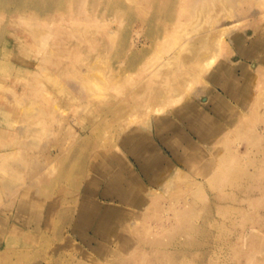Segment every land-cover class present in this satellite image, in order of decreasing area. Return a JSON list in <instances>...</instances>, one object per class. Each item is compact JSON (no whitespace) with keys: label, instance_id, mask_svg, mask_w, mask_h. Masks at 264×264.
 Returning a JSON list of instances; mask_svg holds the SVG:
<instances>
[{"label":"rangeland","instance_id":"374dc122","mask_svg":"<svg viewBox=\"0 0 264 264\" xmlns=\"http://www.w3.org/2000/svg\"><path fill=\"white\" fill-rule=\"evenodd\" d=\"M157 1L125 0L124 2V0H119L121 4L114 5L110 0H102L98 4H92V0H86V5L88 6L85 7L94 12V22H97L88 28L89 30H87L85 36L87 38L86 41H81L76 37L62 38L58 35L55 31L57 27L68 30L74 24L73 15L68 17L66 13H63L61 16H64L63 18L65 19L62 21L57 20L54 22L55 24L51 23L53 21H49L48 25L51 26L53 32L48 39V44L44 48L41 45L42 43L37 42L38 40L36 41V38L30 33L32 22L29 19L27 21L28 24H23L22 21H19L17 17L18 12L15 11V7L18 6L21 9V4L9 7V10L6 8L4 10L0 9L3 16L0 18V61L3 60L0 63V150L5 148L14 150L15 152L18 151L21 159L15 152L12 155L15 154L16 158H19L18 160H23L17 161L15 155L12 156L10 154L13 158L7 155V159L9 160L5 158V161L2 162L5 164L4 167L10 164L9 166H15L20 171L22 170L21 176L19 175L18 177L20 179L23 177V181H20L14 188V194L10 190L2 192L0 201V213L2 212V217L0 218V264H107L105 262L116 264L120 260L115 258V255L122 253V248L124 249L123 245L125 246L127 241L129 242L131 239L147 247H145L146 249H141L137 245L135 249H130L129 253H122L125 259H123L124 264L125 262H127L126 264H148L149 261L150 264H157L155 258H160L159 264H165V260L162 258V255H164L163 250H155L151 246L152 242L150 241L153 240L151 239L153 237L154 240L161 241L165 250L168 247L171 248H168L170 252L174 249L180 250L179 254L174 252L175 256L173 255L171 258L177 264H254L257 261L255 264H264V251H261L262 248L261 250L259 249L262 247V244L264 247V220H262L264 219V203L260 204L264 201V138L260 141H255L254 136L250 135L256 131V128L264 130L263 115L259 113L258 108H253L257 102L259 103L264 100V44L258 49L260 50V55L248 58V61L257 59L255 61L259 64L256 67L245 68L237 66L235 68H228L225 72H222V69L218 68L221 63L230 62L238 57L244 59L243 55L238 52L235 40L229 39L230 36L228 34L223 35V39H229V42L222 43L216 62L211 66L212 68L208 69L211 73V78L208 79V71H205L201 75L202 79L200 77L195 82L192 91L186 92L185 86L178 89L179 92L185 90L184 92L188 96L183 99L182 97L177 99L178 102L174 104L166 102L167 105L164 104V108L160 112H153L152 103L155 100L152 87L148 86L147 89H144L139 94L135 90L138 81L147 73L143 67H152L151 65L156 64L157 61L167 56V53L171 51V49H168L170 48L168 47V43L173 39L171 37L177 33V27L172 24V21L175 20V14L179 10L177 7L180 6V3L176 4L174 0ZM1 2L5 3L4 0H1ZM156 2L159 8H157ZM162 4L166 11H172L167 13L164 9L162 10ZM112 5L114 6L112 7ZM169 5L170 8L168 7ZM127 6L129 7L128 9ZM256 6L255 0L238 2V7L232 8V12L237 15L239 14L237 9L242 8L244 13L238 16L245 18L239 26L234 27L235 29H230L229 32L251 36L258 31L264 37V17L257 15L259 14V7ZM126 9L130 10V12ZM27 16L29 17V14ZM96 16L98 19H96ZM67 17L69 20L66 19ZM185 18V15L179 16L180 20L184 21ZM235 18L237 19V16L227 18L224 15L221 21L216 24L231 25ZM11 19L12 21H10ZM104 19L106 20L104 21ZM109 20L110 22H108ZM101 22H107L105 23L107 25ZM95 24L98 28H95ZM103 25L105 28L102 27ZM160 26L163 27L160 28ZM99 27L102 28L99 29ZM9 28L12 29L9 30ZM197 28L196 30L192 28L191 32H195L190 35L188 34L189 36L183 34L185 32H181V35L183 34L182 37H191L197 32L203 31L202 27L201 31H199L200 27ZM44 31L46 32V30H43L41 35L44 34ZM156 34L157 37L155 36ZM109 35L111 36L108 38ZM158 38L162 39L157 40ZM246 42L250 43L249 39ZM119 44H122V46ZM36 45L38 48H35ZM41 47L42 49H40ZM116 48L118 51H121L118 52L121 53V56L116 53ZM122 48L124 49L122 50ZM66 49H69L68 53ZM113 50L116 51L114 52ZM138 50L139 52H137ZM138 54L139 56L136 57ZM160 54L161 58L159 57ZM131 57H134L132 59L134 60L133 62L132 60L129 61ZM188 68L179 64L174 65L173 69L176 72L171 76L172 82L175 83L177 79L188 76L189 72L192 71ZM221 73L223 74L221 77L222 81L218 79ZM233 78H235L233 83H225L226 79L232 80ZM41 79L42 84H44V88L42 87V89H40ZM38 80L40 84H36ZM224 84L234 86L235 88L238 85L241 86L238 93L242 95V101L247 103L246 107L241 106V100H237V98L226 96L228 101L222 103L218 97L214 96L216 89L222 91L223 94ZM65 85L66 87H64ZM90 88L92 89L90 90ZM132 89L133 92L131 91ZM59 90L62 91L59 92ZM89 93L94 94L90 96ZM220 97L222 99L223 95ZM231 104L234 106L232 107ZM76 105L80 109L78 108L77 110ZM179 107L180 109H178ZM235 107H239L242 110L237 115L232 110ZM208 111L212 118L216 115H222V117L217 122L212 121L205 135L201 137L200 133H198L200 131L192 130L193 121L190 120L194 119V122L201 127V118L204 114L208 115ZM8 112L10 115L7 114ZM5 113L7 116H5ZM251 117H256L253 120L255 119L257 122L255 120L253 122ZM63 122L66 124H63ZM49 123L56 125L52 127ZM60 123L62 124L61 126ZM123 123L125 126L132 124L131 126L134 128L133 136H130L126 128L122 130L123 126L121 125ZM222 125L225 127L223 128ZM242 125H246V127L244 126L243 128ZM58 127H63L64 129H58ZM226 127L227 129H225ZM247 127L248 130L250 129L249 131H247ZM249 127L255 129L253 130ZM16 131L20 135L18 134L17 136ZM231 131L233 134H231ZM234 131L239 133L236 135ZM241 132H244L246 136ZM30 135L34 138L29 137ZM161 135L171 139V142H168L169 145L162 142ZM232 135L238 137H233ZM19 136L21 140L18 139ZM14 137H17V140ZM231 137H233V140H231ZM13 139H15V142ZM190 139L195 141L194 148L196 149V153H200L201 156L205 158H209L211 154H213L214 158L221 156L219 159H216L217 163L224 156L230 157V160L235 157L230 161L231 163H229L228 159L227 164L223 167V173L217 186L210 183L208 176L201 175L195 167L190 169L187 163L184 162L183 158L188 148L187 141ZM235 139H239L240 141H236ZM248 139L251 140L249 141ZM135 140L139 141L137 146L132 144ZM230 140L232 141L231 143L229 142ZM254 142H258V144ZM232 146L233 148H231ZM139 148L148 157V169H143L137 161V158H140L142 161L146 158L144 154L135 152ZM24 149L26 150L24 151ZM230 149L232 150L230 151ZM36 151L37 153L35 154L34 152ZM97 151H107L115 154L113 156L115 168L123 178L124 185L129 180V182L132 181L134 191L131 192L132 197L129 198L131 200L121 201L115 194L113 198L110 195H104L103 190L107 187L106 177L100 175V170L97 173L94 170V172L86 170L88 165L92 163L93 156ZM159 151L163 155L161 158L158 157ZM243 151H246V154L244 153L243 155ZM24 152L29 153V155H26ZM258 155L260 156L258 157ZM240 156L243 160L239 159ZM50 162L52 164H49ZM253 164L254 166H252ZM0 165L2 166V164ZM225 167L228 168L225 170ZM251 167L257 169L254 170ZM261 167L262 169H260ZM229 168L232 169L230 170ZM34 169L43 170V172L39 177H34ZM132 170L137 173L139 180L136 177L133 178ZM24 174H28L27 178L24 177ZM133 174L135 173L133 172ZM42 175L43 177H40ZM32 176L34 177L33 180ZM37 178L38 180H36ZM44 178H47V180ZM198 186L201 189H196ZM32 188L34 189L32 190ZM19 191L21 193L28 191L29 195L39 198L40 202H38V206L40 207L38 211L46 213L45 217L39 220V222L33 221L31 217H28L19 210L18 198L21 194ZM38 191H40L39 194ZM192 191L196 192V196L190 198L193 209L190 211L191 216H188V218H192L195 229L199 227L201 230H193L190 235L184 237L189 243H192V246L190 244L186 248L179 245L177 241L174 244L169 242L179 237L182 230L181 228L177 229V227H174L173 223H175L177 216L173 207L171 208V204L173 203V196L179 195L183 198L185 194ZM87 197L90 200L91 208L87 210L85 217L91 220L90 223L82 222L83 219L79 216V208L82 206V201ZM247 199L251 203H248ZM107 201H112L115 206L108 207ZM180 201H183V199ZM252 205L256 207L258 205V207L253 208ZM258 213L260 217H256L259 216ZM103 216H107L110 220V224L104 226L108 230L104 236L105 246L102 248H91L83 242L82 238L84 235L93 233L94 228L97 227L96 221L101 217L103 218ZM164 226L166 228L174 227L173 230H176L166 232L162 230ZM11 228L16 231V234L12 235L10 233L9 229ZM143 228H145L144 231ZM145 230L148 231L150 236L148 234L146 236L143 235L146 232ZM251 230H253V234H251ZM136 231H142L143 234L141 232H138V234ZM141 234L143 235L142 237ZM255 235L258 237L257 239ZM253 241L254 243H252ZM255 244L257 245L255 246ZM258 245L259 248H257ZM152 249L156 253L152 252ZM184 249H187L186 258L182 259L183 252L181 250ZM257 249L258 251H255ZM237 251H239L238 254ZM253 251L258 253L252 256ZM141 252L142 254H139ZM240 253L241 255H239ZM141 257L145 260L141 259ZM252 258L253 260H251ZM260 259L261 261H259ZM250 261L252 262L250 263Z\"/></svg>","mask_w":264,"mask_h":264},{"label":"bare ground","instance_id":"6f19581e","mask_svg":"<svg viewBox=\"0 0 264 264\" xmlns=\"http://www.w3.org/2000/svg\"><path fill=\"white\" fill-rule=\"evenodd\" d=\"M102 2V0H92V4H98V2ZM104 1H107V0H104ZM135 1V0H134ZM157 1V0H156ZM175 1V3L176 4H178V3H180V6H178L177 8L179 9L178 10V12L176 13V11H175V16H176V18H175V20H173L172 21V24H174V26L175 27H177V33H175L174 34V36H172L171 38H173V39H171V42H169L168 44H169V46L168 47H170V48H168V49H171V51L169 52V53H167L168 55L167 56H165V57H163L161 60H159V61H157L156 62V64H153V65H151L152 67H149V68H147V67H143V69L144 70H146L147 71V73L144 75V76H142V78L138 81V84H137V87H136V90H135V92L137 93V94H139V93H141L144 89H147V87L148 86H150V88L152 87V89H153V91H154V102L152 103L153 104V112H160L163 108H164V104H166V102H172V104H174L175 102L177 103L178 101H177V99H180L181 97H182V99L184 98V97H186V96H188V94H186V92L187 91H192V89H193V86H194V84H195V82H197L198 80H199V78L201 77V79H202V74L205 72V71H208V69L216 62V59H217V57H218V55H219V53H220V50H221V46H222V43L224 42H227L229 39H233V40H235V42H236V44H237V46H238V52L239 53H241L242 55H243V57H244V59H242V57L240 58V57H238V58H234L233 60H231L230 62H227V63H221V65L218 67L219 69L221 68L222 69V72H225L228 68H235V67H237V66H242V67H245V68H248V67H251V66H254V67H256L259 63H257V61H255V60H257V59H251L252 61H248V58L249 57H257L258 55H260V53H259V51L260 50H258L261 46H262V44H264V37L262 36V33L261 32H256V34H254V35H251V36H246L245 34H239V33H232V32H229L230 31V29H232V28H234V27H237V26H239L241 23H242V21L244 20V18L245 17H239L238 15L239 14H242V13H244V11H243V9L242 8H238L237 10L239 11V14H235V13H233L232 11H233V9L232 8H237L238 7V2H242V1H250V0H174ZM173 1V2H174ZM4 2L5 3H2L1 2V0H0V9H7V10H9L11 7H13V6H17V5H19V4H21V9L20 8H18V6L17 7H15V11H17L18 13H17V17H18V19H19V21H22L23 22V24H28L27 23V21H28V19L32 22L31 23V26H32V29L30 30V33L34 36V38H36V41L37 42H41L40 44L43 46V48L44 47H46V45L48 44V39H49V37H50V35L52 34V32H53V30H51V26H49L48 24H49V21L51 22V21H53V22H51V23H54V22H56L57 20L58 21H62L63 19H65V18H63L64 16H61V14H63V13H66L67 14V16L68 17H70L71 15H73V19H74V24L68 29V30H64V29H60V28H58L57 27V29L55 30L57 33H58V35L59 36H61L62 38H67V37H76L77 39H80L81 41H86V34H87V30H89L88 28L91 26V25H94V23H97V22H94V12L92 11V10H88V9H86L87 7H85V6H88V5H86V0H4ZM110 2L112 3L113 2V4L114 5H120L121 3L119 2V0H110ZM122 2V1H121ZM124 2H125V0H124ZM158 2V1H157ZM157 2H156V6L158 5L157 4ZM171 2V1H170ZM255 2H256V5L259 7V14H257V15H259L260 17H264V0H255ZM88 3V2H87ZM104 3V2H103ZM152 3V2H151ZM17 4V5H16ZM101 4V3H100ZM165 4V3H164ZM168 4H170V5H173V4H171V3H168ZM175 4V5H176ZM109 5V4H108ZM114 5H112V7L114 6ZM127 5V4H126ZM163 5V4H162ZM170 5L168 6L169 8H170ZM153 6H154V4H153ZM256 6V7H257ZM10 7V8H9ZM91 7V6H90ZM100 7V6H99ZM162 7V6H161ZM168 7H166V8H168ZM77 8H78V12H77ZM119 8V7H118ZM121 8V7H120ZM129 7L127 6V9H128ZM157 8H159V6H157ZM156 8V9H157ZM168 8V9H169ZM103 9V8H102ZM107 9V8H106ZM115 9H117V8H115ZM122 9V8H121ZM126 9V10H127ZM165 10L166 11V9L164 8V5H163V8H162V10ZM104 10V9H103ZM110 10H112V9H110ZM126 10H124V11H126ZM132 10V9H131ZM161 10V9H160ZM174 10V9H173ZM113 11H114V9H113ZM118 11V10H117ZM116 11V12H117ZM127 11H129L130 12V10H127ZM126 11V12H127ZM157 11H159V10H157ZM172 11V10H171ZM171 11H166L167 13L168 12H171ZM62 12V13H61ZM107 12V11H106ZM105 12V13H106ZM132 12V11H131ZM174 12V11H173ZM118 13V12H117ZM165 13V12H164ZM27 14H29V17L30 16H32V17H28L27 16ZM41 14H43V15H41ZM77 14H78V16H77ZM114 14H116V13H114ZM130 14V13H129ZM128 14V15H129ZM133 14H134V12H133ZM155 14H156V11H155ZM161 14L162 15H164L162 12H161ZM174 14V13H173ZM100 15H101V12H100ZM105 15V14H104ZM120 15V14H119ZM122 15V14H121ZM128 15H127V17H128ZM157 15V14H156ZM167 15V14H166ZM181 15H185L186 16V18H185V20L183 21V20H180L179 19V16H181ZM224 15H226L227 16V18H232V17H235V16H237V19L235 18V19H233V23L231 24V25H222V24H216V23H219L220 21H221V18H222V16H224ZM99 16V15H98ZM123 16V15H122ZM125 16H126V14H125ZM125 16H124V18H125ZM131 16V15H130ZM254 16V15H253ZM3 16H2V10H0V18H2ZM28 17V18H27ZM66 17V16H65ZM68 17L66 18V19H68ZM97 17V16H96ZM105 17V16H104ZM158 17H159V13H158ZM162 17V16H161ZM78 18V19H77ZM113 18V17H112ZM121 18H123V17H121ZM157 18V17H156ZM35 19H37V20H35ZM47 19H48V21H47ZM73 19H72V22H73ZM96 19H98V17L96 18ZM130 19V18H129ZM174 19V18H173ZM225 19V18H224ZM254 19V18H253ZM39 20H40V22H39ZM41 20L43 21L42 23H41ZM69 20V19H68ZM106 19H104V21H105ZM121 20V19H120ZM10 21H12V19L10 20ZM18 21V20H17ZM99 21V20H98ZM125 21V20H124ZM123 21V22H124ZM146 21H147V19H146ZM145 21V22H146ZM70 22H71V20H70ZM108 22H110V20L108 21ZM120 22V21H119ZM50 23V24H51ZM102 24H104V25H107V24H105V23H107V22H101ZM262 23V22H261ZM11 24V23H10ZM10 24H8L9 26H10ZM14 24V23H13ZM55 24V23H54ZM66 24V23H65ZM71 24V23H70ZM109 24V23H108ZM120 24H121V22H120ZM215 24V25H214ZM20 25H21V23H20ZM99 25V24H98ZM102 26V27H104L105 28V26ZM171 25V24H170ZM169 25V26H170ZM101 26V25H100ZM102 27H99V29L100 28H102ZM144 27V26H143ZM159 27V26H158ZM157 27V28H158ZM161 27H163V26H160V28ZM197 27H200L199 28V31H201L202 30V28H203V31H201V32H197L194 36H191V37H182V35L183 34H192V33H194L193 31L191 32V29L193 28V29H195L196 30V28ZM202 27V28H201ZM28 28V27H27ZM92 28V27H91ZM95 28H98L97 26H96V24H95ZM94 28V29H95ZM259 28V27H258ZM257 28V29H258ZM10 29H12V28H9V30ZM41 29H42V32H41ZM93 29V30H94ZM198 29V28H197ZM201 29V30H200ZM235 29V28H234ZM28 30H29V28H28ZM43 30H46V32L44 31V34L43 35H41V33H43ZM111 30V29H110ZM155 30L157 31V29L155 28ZM12 31V30H11ZM96 31V30H95ZM113 31V30H112ZM13 32V31H12ZM181 32H185V33H183L182 35H181ZM7 33V32H6ZM29 33V32H28ZM93 33V32H92ZM8 34H9V32H8ZM11 34V33H10ZM91 34V33H90ZM226 34H228V36H230L229 37V39H223V35H226ZM46 35V36H45ZM188 35V36H189ZM111 35H109L108 36V38L110 37ZM114 36V35H113ZM156 37H157V34L155 35ZM53 38V37H52ZM99 39V38H98ZM112 39H113V37H112ZM111 39V40H112ZM162 38H158L157 40H161ZM247 39H249V41H250V43H248V42H246L247 41ZM35 41V40H34ZM124 41V40H123ZM122 42V41H121ZM125 42V41H124ZM123 42V43H124ZM229 42V41H228ZM73 43V42H72ZM103 43H104V40H103ZM136 43V42H135ZM233 44H234V42H232ZM37 44V43H36ZM40 44H39V47H40ZM112 44V43H111ZM166 44H167V42H166ZM38 45V44H37ZM37 45H36V47L35 48H38L37 47ZM72 45V44H71ZM90 45V44H89ZM119 45H121L122 46V44H119ZM125 45V44H124ZM123 45V46H124ZM132 46V45H131ZM114 47H116V46H114ZM92 48V47H91ZM118 48V47H117ZM116 48V50H117V54L119 55L120 54V56H121V53H118V52H121L120 50L118 51V49ZM253 48V49H252ZM40 49H42V47L40 48ZM40 49H38V50H40ZM48 49V48H47ZM124 48H122V50H123ZM37 50V51H38ZM46 50V49H45ZM44 50V51H45ZM54 50V49H53ZM69 50V49H68ZM68 50L66 49V52L68 53ZM115 50V51H116ZM167 50V49H166ZM253 50H254V52H253ZM0 51H1V49H0ZM52 51V50H51ZM114 51V50H113ZM112 51V52H113ZM114 51V52H115ZM141 51V50H140ZM43 52V51H42ZM101 52V51H100ZM137 52H139V50L137 51ZM157 52H158V50H157ZM44 53V52H43ZM116 53H115V55H116ZM3 54H5V53H3ZM122 54H124V53H122ZM136 54V53H135ZM37 55H39V54H37ZM46 55V54H45ZM5 56V55H4ZM114 56V55H113ZM117 56V55H116ZM139 56V54L136 56V57H138ZM3 57V56H2ZM1 57V58H2ZM158 57V56H157ZM160 58H161V54H160V56H159ZM134 58V57H133ZM132 57H131V59H129V61L130 60H132L133 59ZM44 59V58H43ZM39 60H41V59H39ZM156 60V59H155ZM3 60H1L0 61V63L2 62ZM43 61V60H42ZM134 60H132V62H133ZM132 64V63H131ZM182 65V66H186V67H189L190 68V70H192V71H190L189 72V75L188 76H186V77H182V78H180V79H177V82H172V80H171V76H172V74L174 73V72H176V70H174L173 68H174V65ZM173 65V66H172ZM216 67V66H215ZM177 68V67H176ZM188 68V69H189ZM212 68V67H211ZM39 69V68H38ZM41 69H42V67H41ZM44 69V68H43ZM181 69V68H180ZM214 69V68H213ZM28 70V69H27ZM143 70V71H144ZM189 71V70H188ZM82 72V71H81ZM46 73H48V72H46ZM213 73V72H212ZM34 74H36V73H34ZM32 75V74H31ZM45 75H47V74H45ZM50 75H52V74H50ZM55 75H56V73H55ZM80 75V74H79ZM49 76V75H48ZM54 76V75H53ZM52 76V77H53ZM191 76V77H190ZM223 76V74L221 73V76L220 77H218V79H221V77ZM31 77V76H30ZM36 77H38V76H36ZM45 77V76H44ZM44 77H40V78H44ZM206 77V76H205ZM207 77H208V79L209 78H211V73H210V71H208V73H207ZM28 78V77H27ZM178 78V77H177ZM4 79V78H3ZM57 79V78H56ZM26 80V79H25ZM36 80V79H35ZM173 80H175V79H173ZM27 81V80H26ZM34 81V80H33ZM60 81V80H59ZM211 81V80H210ZM220 81H222V79L220 80ZM233 81H235V78H233L232 80L231 79H226V82L225 83H233ZM1 82V81H0ZM28 82H29V80H28ZM40 82H41V84H40ZM39 82V80H38V82H36V84L38 83V84H40L41 85V88L40 89H42V87L44 86V84H42V79H41V81ZM83 82V81H82ZM47 83H51V82H47ZM1 84V83H0ZM31 84V83H30ZM29 84V85H30ZM35 84V83H34ZM35 84V85H36ZM91 84V83H90ZM235 84V83H234ZM28 85V86H29ZM32 85V84H31ZM39 85V86H40ZM209 85V84H208ZM214 85V84H213ZM27 86V85H26ZM37 86V85H36ZM53 86V85H52ZM182 86H185V90H186V92H184L185 90H182L181 92H179L178 91V89H181L182 88ZM210 86V85H209ZM64 87H66V85L64 86ZM211 87V86H210ZM210 87H208V88H210ZM241 86L240 85H238V87L237 88H235L234 86L232 87V86H229V85H225L224 84V87H223V94H222V91H220V90H218V89H216V93H215V95L214 96H216V97H218L219 99H220V102H222V103H226L227 101H228V99L226 98V96H230V97H233V98H237V100H241L240 102V105L241 106H243V107H246V105H247V103L246 102H243L242 100H243V98H242V95H240L239 93H238V91H240V88ZM44 88V87H43ZM57 88H59V87H57ZM89 88V87H88ZM184 88V87H183ZM50 89V88H49ZM60 89V88H59ZM64 89V88H63ZM92 88H90V90H91ZM134 89V88H133ZM133 89L131 90L132 92H133ZM37 90H39V89H37ZM51 91H52V89H50ZM56 90H58V89H56ZM211 90V89H210ZM213 90V89H212ZM62 90H59V92H61ZM130 91V90H129ZM130 91V92H131ZM259 91V90H258ZM33 92V91H32ZM45 92V91H44ZM47 92H49V91H47ZM68 92V91H67ZM69 92H71V91H69ZM75 92V91H74ZM213 92V91H212ZM95 93V92H94ZM93 93V94H94ZM224 93H225V95H224ZM51 94V93H50ZM65 94V93H64ZM90 94V93H89ZM92 93L90 94V96L91 95H93ZM96 94V93H95ZM149 94V93H148ZM20 95V94H19ZM58 95H59V93H58ZM61 95V94H60ZM66 95V94H65ZM223 95V97H222V99H221V97L220 96H222ZM256 95H257V93H256ZM261 95V94H260ZM259 95V96H260ZM17 96V95H16ZM26 96H27V94H26ZM30 96V95H29ZM51 96V95H50ZM64 96V95H63ZM70 96V95H69ZM240 96V97H239ZM262 96V95H261ZM36 97V96H35ZM62 97V96H61ZM67 97V96H66ZM77 97V96H76ZM28 98V97H27ZM30 98V97H29ZM93 98H94V96H93ZM39 99V98H38ZM257 99H258V97H257ZM18 100V99H17ZM23 100H25V99H23ZM30 100H32V99H30ZM56 100V99H55ZM64 100V99H63ZM57 101V100H56ZM110 101V100H109ZM192 101V100H191ZM17 102H19V101H17ZM37 102V101H36ZM80 102V101H79ZM90 102V101H89ZM188 102H190V101H188ZM187 102V103H188ZM231 102V101H230ZM22 103V102H21ZM28 103H29V101H28ZM38 103V102H37ZM71 103V102H70ZM82 103V102H81ZM101 103V102H100ZM99 103V104H100ZM111 104H112V102H110ZM132 103V102H131ZM130 103V104H131ZM169 103V104H170ZM194 103V102H193ZM20 104V103H19ZM68 104V103H67ZM73 104V103H72ZM84 104V103H83ZM86 104V103H85ZM88 104V103H87ZM105 104V103H104ZM104 104H102V105H104ZM133 104V103H132ZM151 104V105H152ZM168 104V105H169ZM183 104V103H182ZM189 104V103H188ZM59 105V104H58ZM81 105V104H80ZM106 105V104H105ZM148 105V104H147ZM150 105V104H149ZM167 105V104H166ZM197 105V104H196ZM73 106H74V104H73ZM79 106V105H78ZM87 106V105H86ZM97 106V105H96ZM163 106V107H162ZM173 106V105H172ZM175 106V105H174ZM198 106V105H197ZM196 106V107H197ZM231 106L233 107L234 105H232L231 104ZM27 107V106H26ZM62 107H64V106H62ZM62 107H61V110H62ZM177 107V106H176ZM41 108V107H40ZM60 108V107H59ZM73 108V107H72ZM78 108L79 107H77V105H76V109L78 110ZM84 108V107H83ZM151 108V107H150ZM198 108V107H197ZM254 109L256 108H258V111H259V113L260 114H262L263 115V120H264V100H262L261 102H257L256 104H255V106L253 107ZM22 109V108H21ZM27 109V108H26ZM42 109V108H41ZM65 109V108H64ZM80 109V108H79ZM178 109H180V107L178 108ZM177 109V110H178ZM188 109V108H187ZM253 109V110H254ZM2 110V109H1ZM44 110V109H43ZM42 110V111H43ZM72 110V109H71ZM148 110V109H147ZM232 110L234 111V113H235V115H237L238 113H240L242 110L241 109H239V107H235L234 109L232 108ZM24 111V110H23ZM36 111V110H35ZM34 111V113H36ZM65 111V110H64ZM89 111V110H88ZM150 111V110H149ZM257 111V110H256ZM1 112V111H0ZM6 112V111H5ZM37 112H39V111H37ZM43 112H45V111H43ZM70 112H72V111H70ZM75 112V111H74ZM148 112V111H147ZM146 112V113H147ZM216 112V111H215ZM11 113V112H10ZM56 113V112H55ZM7 114H9V112L7 113ZM7 114L5 113V116H7ZM37 114V113H36ZM40 114H41V112H40ZM42 114H44V113H42ZM60 114V113H59ZM66 114V113H65ZM64 114V115H65ZM69 114V113H68ZM161 114V113H160ZM229 114V113H228ZM245 114V113H244ZM255 114V113H254ZM253 114V115H254ZM10 115V114H9ZM72 115V114H71ZM70 115V116H71ZM257 115V114H256ZM51 116V115H50ZM60 116H62V115H60ZM68 116V115H67ZM74 116V115H73ZM72 116V117H73ZM255 116V115H254ZM15 117V116H14ZM59 117V116H58ZM57 117V118H58ZM63 117V116H62ZM221 117H222V115H216L215 117H211L210 116V113H209V111H208V115H203L202 116V118H201V127L200 126H198L195 122H194V119H191L190 121H193V125L191 126L192 127V130H195V131H200V132H198V133H200V135H201V137H203L204 135H205V132L207 131V129L209 128V126H210V124L212 123V121H218V120H220L221 119ZM227 117V116H226ZM16 118H18V117H16ZM42 118V117H41ZM224 118H225V115H224ZM229 118V117H228ZM252 118V117H251ZM253 118H256V117H253ZM253 118H252V120H253ZM6 119V118H5ZM50 120H51V118H49ZM56 119V118H55ZM62 119V118H61ZM242 119V118H241ZM42 120L43 121H45L43 118H42ZM250 120V119H249ZM251 120V121H252ZM255 120V119H254ZM254 120H253V122H254ZM258 120V119H257ZM22 121V120H21ZM61 121V120H60ZM68 121V120H67ZM8 122H10V121H8ZM47 122V121H46ZM46 122H44V123H46ZM52 122V121H51ZM62 122V121H61ZM255 122H257L256 120H255ZM259 122V121H258ZM12 123V122H11ZM15 123H17V122H15ZM23 123V122H22ZM25 123H27V122H25ZM48 123V122H47ZM58 123V122H57ZM65 122H63V124H64ZM68 123H69V121H68ZM239 123V122H238ZM13 124V123H12ZM50 124V123H49ZM66 124V123H65ZM122 124V123H121ZM223 124V123H222ZM256 124V123H255ZM51 125V124H50ZM56 124H53V125H51L52 127H54ZM58 125V124H57ZM62 124L60 123V126H61ZM132 125V124H131ZM131 125H127V126H125L124 125V123H123V125H121V126H123L121 129L122 130H125V128H126V131H128V133L130 134V136H133V134H134V128H132V126ZM235 125V124H234ZM237 125H239V124H237ZM236 125V126H237ZM247 125V124H246ZM246 125H242V127L244 128V126L246 127ZM223 126V125H222ZM255 126H257V125H255ZM44 127V126H43ZM68 127H70V126H68ZM71 127H72V125H71ZM162 127H164V126H162ZM225 126H223V128H224ZM238 127V126H237ZM14 128V127H13ZM57 128V127H56ZM66 128V127H65ZM137 128V127H136ZM233 128V127H232ZM231 128V129H232ZM249 128H251V127H249ZM11 129V128H10ZM58 129H64L63 127H58ZM57 129V130H58ZM67 129H71V128H67ZM220 129V128H219ZM225 129H227V127L225 128ZM230 129V130H231ZM239 129V128H238ZM251 129H253V128H251ZM255 129V128H254ZM253 129V130H254ZM2 130V129H1ZM22 130V129H21ZM66 130V129H65ZM136 130V129H135ZM223 130V129H222ZM229 130V129H228ZM241 130H243V129H241ZM245 130V129H244ZM243 130V131H244ZM250 130V129H249ZM248 130V127H247V131H249ZM3 131V130H2ZM62 131V130H61ZM215 131V130H214ZM227 131V130H226ZM225 131V132H226ZM238 131H240V130H238ZM252 131V130H251ZM1 132V131H0ZM17 132L18 131H16L15 133L17 134ZM124 132V131H123ZM232 132V131H231ZM234 132H236V131H234ZM246 132V131H245ZM23 133V132H22ZM211 133V132H210ZM239 133V132H238ZM237 132L236 133H234V134H238ZM243 135H244V132H241ZM240 133V134H241ZM2 134H3V132H2ZM5 134H6V130H5ZM19 135H20V133H18ZM18 134H17V136H18ZM224 134V133H223ZM231 134H233V132L231 133ZM242 134H241V136H242ZM249 134H250V132H249ZM32 135V134H31ZM29 136V137H33V136ZM35 135V134H34ZM228 135V134H227ZM236 135H232L233 137H238V136H236ZM250 135H253L254 136V139H255V141L257 140H261V139H263L264 138V130H260L259 128H256V131H254L252 134H250ZM162 136V135H161ZM215 136V135H214ZM219 136V135H218ZM244 136H246V134L244 135ZM247 136H248V134H247ZM36 137H37V135H36ZM35 137V138H36ZM223 137V136H222ZM221 137V138H222ZM233 137H231L232 139L231 140H233ZM15 138V137H14ZM17 138V137H16ZM15 138V139H16ZM21 137L19 136L18 137V139H20ZM34 138V137H33ZM38 138V137H37ZM225 138V137H224ZM240 138H243V137H240ZM15 139H13L14 140V142H15ZM25 139V138H24ZM43 139V138H42ZM45 139H46V137H45ZM128 139V138H127ZM220 139V138H219ZM237 139V138H236ZM235 139V140H236ZM244 139H245V137H244ZM243 139V140H244ZM251 139H252V137H251ZM251 139H248L249 141L251 140ZM17 140V139H16ZM21 140V139H20ZM26 140V139H25ZM39 140H40V138H39ZM214 140H216V139H214ZM229 141L230 143L232 142V141ZM239 140V139H238ZM238 140H236V141H238ZM128 141V140H127ZM217 141V140H216ZM240 141V140H239ZM248 141V142H249ZM58 142V141H57ZM162 142L163 143H165V144H168V142L170 143L171 142V139L170 138H168V137H166V136H162ZM200 142V141H199ZM213 142H215V141H213ZM225 142V141H224ZM59 143V142H58ZM137 143H139V141L138 140H135V142H133L132 144L135 146H137ZM217 143V142H216ZM238 143V142H237ZM254 143H257L258 144V142H254ZM227 144V143H226ZM235 144V143H234ZM245 144H246V142H245ZM169 145V144H168ZM201 145H202V143H201ZM15 146V145H14ZM130 146V145H129ZM187 146H188V148H187V150H186V154H185V156H184V158H183V160H184V162H186L187 163V165L190 167V169L191 168H193V167H195V169H197L198 171H199V173L201 174V175H203V176H208L210 179H209V181H210V183L212 184H216L215 186H217L218 184V182H219V179H220V177L222 176L221 174L223 173V167L227 164V162H228V159L230 158V157H226V156H224V157H222L219 161H218V163H217V160L216 159H219V157H221V156H217L218 158H214V156H213V154H211L210 155V157L209 158H205V157H203V156H201V154L200 153H196V149L194 148L195 147V141L193 140V139H190L189 141H187ZM205 146V145H204ZM211 146V145H210ZM225 146V145H224ZM229 146H231V145H229ZM257 146V145H256ZM20 147V146H19ZM28 147V146H27ZM26 147V148H27ZM202 147V146H201ZM226 147V146H225ZM249 147V146H248ZM247 147V148H248ZM12 148V147H11ZM23 148H25V147H23ZM171 149H172V147H170ZM209 148V147H208ZM227 148V147H226ZM231 148H233V146L231 147ZM235 148V147H234ZM15 149V148H14ZM20 149V148H19ZM33 149H35V148H33ZM210 149V148H209ZM217 149V148H216ZM250 149V148H249ZM20 150H23L22 148L20 149ZM26 149H24V151H25ZM28 150V149H27ZM32 150V149H31ZM116 150V149H115ZM219 150V149H218ZM232 149H230V151H231ZM245 150V149H244ZM260 150V149H259ZM174 151V150H173ZM220 151V150H219ZM235 151V150H234ZM247 151H248V149H247ZM15 151L14 150H10V149H3V150H0V164H2V166L0 165V201H1V197H2V192L4 191V190H10V192H12V194H14V191H15V187L20 183V181H23V177H22V179H20L18 176L20 175L21 176V172H22V170L20 171V169L19 168H16L15 166H9V165H6L5 167H4V165L5 164H3L2 162L3 161H5V158L7 159L8 157H10L11 155H12V153H14ZM28 152V151H27ZM135 152H139V153H142V154H144V157H146L145 159H144V161H142L140 158H137V161H138V163H139V165H141V167L143 168V169H148V167H149V163H148V157L147 156H145V152L141 149V148H139V149H136V151ZM246 152V151H245ZM244 151H243V155H244V153H245ZM16 154H17V156L19 157V155H18V151H16L15 152ZM24 153H26V152H24ZM23 153V154H24ZM32 153V152H31ZM35 154L37 153V151L36 152H34ZM146 153H148V152H146ZM159 154H158V157H163V155H162V153L159 151L158 152ZM211 153V152H210ZM11 154V155H10ZM19 154H20V152H19ZM22 154V155H23ZM34 154V155H35ZM241 154V153H240ZM246 154V153H245ZM261 154V153H260ZM7 155H8V157H7ZM10 155V156H9ZM15 155V154H14ZM14 155H12V156H14ZM21 155V154H20ZM26 155H29V153L27 154L26 153ZM33 155V156H34ZM115 154L112 152V154L111 153H109V152H107V151H97V152H95V154H94V156H93V159H92V163H90L89 165H88V168L86 169L87 171H95V173H97V171H99L100 170V175H103V176H105L106 177V180H107V187L103 190L104 191V195H110L111 196V198H113V195L115 194V195H117L118 197H119V199L121 200V201H128V199L129 198H131L132 196H131V192H133L134 191V188H133V186H132V181L131 182H126L125 183V185H124V181H123V178L118 174V171H117V169L115 168V164H114V160H113V156H114ZM207 155H209V154H207ZM206 155V156H207ZM232 155V154H231ZM11 156V157H12ZM16 155H15V158L17 157ZM36 156V155H35ZM79 156V155H78ZM260 155H258V157H259ZM26 157V156H25ZM38 157V156H37ZM40 157V156H39ZM74 157V156H73ZM247 157H248V155H247ZM264 157V156H263ZM13 158V157H12ZM20 158V157H19ZM19 158H16L17 159V161H23V160H18ZM27 158V157H26ZM43 158H45V157H43ZM235 158V157H234ZM233 158V159H234ZM249 158V157H248ZM254 158V157H253ZM262 158V157H261ZM21 159V158H20ZM38 159V158H37ZM46 159H47V156H46ZM232 159V160H233ZM239 159H241V156H240V158ZM250 159V158H249ZM7 160H9V159H7ZM7 160H6V162H7ZM31 160V159H30ZM42 160V159H41ZM45 160V159H44ZM232 160H230L229 159V163H231L230 161H232ZM241 160H243V159H241ZM240 160V161H241ZM256 160V159H255ZM259 161H260V159H258ZM26 161V160H25ZM246 161V160H245ZM251 162H252V160H250ZM15 162H16V160H15ZM30 162V161H29ZM36 162V161H35ZM40 162V161H39ZM53 162V161H52ZM52 162H50L49 164H52ZM91 162V161H90ZM255 162H257V161H255ZM262 162V161H261ZM5 163V162H4ZM8 163V162H7ZM10 163V162H9ZM26 163V162H25ZM24 163V165H26ZM42 163H45V162H42ZM126 163V162H125ZM232 163H235V162H232ZM20 164H22L21 162H20ZM29 164V163H28ZM240 164V163H239ZM243 164V163H242ZM246 164H247V162H246ZM261 164V163H260ZM45 165V164H44ZM244 165V164H243ZM242 165V167H243V169H244V166ZM39 166V165H38ZM252 166H254V164L252 165ZM2 167V168H1ZM26 167V166H25ZM37 167V166H36ZM197 167V168H196ZM229 167V166H228ZM228 167H225V170H226V168H228ZM245 167H246V165H245ZM250 167V166H249ZM46 168V167H45ZM45 168H43V169H45ZM83 168H85L84 166H83ZM241 168V167H240ZM251 168H253V167H251ZM27 169V168H26ZM39 169V168H38ZM38 169H34V171H35V173H34V177H39V175L40 174H42V172H43V170L42 171H40V170H38ZM230 169V168H229ZM232 169V168H231ZM230 169V170H231ZM254 169V168H253ZM255 169H257V168H255ZM254 169V170H255ZM260 169H262V167L260 168ZM259 169V170H260ZM84 170V169H83ZM93 171V172H94ZM196 171V170H195ZM194 171V172H195ZM243 171V170H242ZM257 171V170H256ZM263 171V170H262ZM24 173H25V171H23ZM133 172L136 174H133ZM246 173H247V171H245ZM250 172V171H249ZM26 173H27V170H26ZM226 173V172H225ZM224 173V174H225ZM250 173H252V172H250ZM226 174H228V173H226ZM258 174V173H257ZM25 175V174H24ZM28 174H26L24 177H26ZM48 175V174H47ZM47 175H44V176H47ZM31 177L32 178V180L34 179V177ZM132 176H133V178L134 177H136L137 178V180H139L138 179V175H137V173L134 171V170H132ZM190 176V175H189ZM195 176V175H194ZM260 176V175H259ZM258 176V177H259ZM262 176V175H261ZM40 177H43V175L42 176H40ZM64 177V176H63ZM67 177V176H66ZM196 177V176H195ZM27 178V177H26ZM59 178V177H58ZM65 178V177H64ZM44 179H46L47 180V178H44ZM56 179H57V176H56ZM69 179V178H68ZM28 180V179H27ZM36 180H38V178L36 179ZM49 180V179H48ZM55 180V179H54ZM59 180H60V178H59ZM66 180V179H65ZM199 180V179H198ZM39 182H40V179H39ZM192 182H194V181H192ZM37 183V182H36ZM69 183V182H68ZM25 184V183H24ZM58 184V183H57ZM62 184H63V182H62ZM166 184V183H165ZM250 184V183H249ZM248 184V186H250ZM253 184H254V182H253ZM61 185V184H60ZM30 186V185H29ZM165 186V185H164ZM192 186H194V185H192ZM31 187H32V185H31ZM34 187V186H33ZM39 187V186H38ZM57 187V186H56ZM64 188H65V186H64ZM72 188V187H71ZM166 188V187H165ZM198 188H200L201 189V187H196V189H198ZM255 188H256V186H255ZM254 188V189H255ZM21 189V188H20ZM34 188H32V190H33ZM256 189H258V187L256 188ZM22 190V189H21ZM25 190V189H24ZM42 190H44V189H42ZM54 190V189H53ZM59 190V189H58ZM247 190V189H246ZM252 190H253V187H252ZM29 191V190H28ZM27 191V192H28ZM57 191V190H56ZM78 191H81V190H78ZM200 191V190H199ZM245 191V190H244ZM16 192H18V190H16ZM20 192V191H19ZM27 192H25V191H23L21 194H20V197L18 198V200H19V210L21 211V212H23V213H25L28 217H31V219L33 220V221H37V222H39V220H41V219H43L44 217H45V215H46V213H40L38 210H39V207L40 206H38L39 204H38V202H40L39 201V198L38 197H35V196H31V195H29ZM64 192V191H63ZM40 193V191H38V194ZM43 193V192H42ZM54 193V192H53ZM52 193V194H53ZM56 193V192H55ZM259 193V192H258ZM16 194V193H15ZM38 194H37V196H38ZM48 194V193H47ZM57 194V193H56ZM44 195V194H43ZM232 195H233V192H232ZM244 195V194H243ZM41 196H42V194H41ZM46 196V195H45ZM163 196V195H162ZM165 196V195H164ZM170 196V195H169ZM193 196H196V192L195 191H192V192H190V193H187V194H185V196L183 197V198H181L179 195L178 196H173L171 199H172V201H173V205L171 204V208L173 207V209H174V212H175V214H176V216H177V218H176V220H175V223H173L174 224V227H177V229L178 228H181L182 230H181V234H180V236L179 237H176V239H172V241L170 240L169 242L171 243H175L176 241H177V243L179 244V245H181V246H183V247H186V246H189L190 244V246H192V243H189V241H187L184 237H187L188 235H190L192 232H193V230H201L199 227H198V229H195V224H194V222H193V220H192V218L191 217H189L188 218V216H191V213H190V211L193 209V207H192V203H191V200H190V198L191 197H193ZM263 196V195H262ZM49 197V196H48ZM54 197V196H53ZM171 197V196H170ZM169 197V198H170ZM233 197V196H232ZM51 198V197H50ZM220 198H221V196H220ZM3 199V198H2ZM43 199V198H42ZM134 199H135V197H134ZM181 199H183V201H180ZM222 199V198H221ZM242 199V198H241ZM4 200V199H3ZM47 200V199H46ZM49 200V199H48ZM129 200H131V199H129ZM136 200V199H135ZM150 200V199H149ZM248 200V199H247ZM246 200V201H247ZM251 200V199H250ZM254 200V199H253ZM79 201V200H78ZM90 200L88 199V197L86 198V199H84L83 201H82V206H80V208H79V211L81 212H79V216H80V218H82L83 220H82V222H84V223H90L91 222V220L90 219H88V218H86L85 217V215H86V213H87V210H89V208H91V203L89 202ZM245 201V200H244ZM249 201V200H248ZM247 201V202H248ZM8 202H11V201H8ZM116 202V201H115ZM181 202V203H180ZM239 202H240V199H239ZM259 202V201H258ZM7 203V202H6ZM52 203V202H51ZM106 203V202H105ZM243 203V202H242ZM248 203H251V201H249ZM256 203V202H255ZM260 203V202H259ZM262 203H264V201H262L260 204H262ZM55 204V203H54ZM107 206L109 207V206H113L114 204L112 203V201H110V202H108L107 201ZM240 204V203H239ZM77 205V204H76ZM119 205H121V204H119ZM217 205H219V204H217ZM242 205V204H241ZM254 205V204H253ZM252 205V206H253ZM115 206V205H114ZM220 206V205H219ZM248 206V205H247ZM250 206V205H249ZM260 206V205H259ZM52 207V206H51ZM57 207V206H56ZM218 207V206H217ZM246 207V206H245ZM254 207H256V206H253V208ZM257 207H258V205H257ZM256 207V208H257ZM264 207V206H263ZM53 208V207H52ZM241 208V207H240ZM249 208V207H248ZM255 208V210H257ZM242 209H244V208H242ZM52 210V209H51ZM254 210V211H255ZM53 211H55V210H53ZM252 212V211H251ZM2 213V212H1ZM1 213H0V218L2 217V215H1ZM144 213V212H143ZM160 213V212H159ZM245 213H246V211H245ZM256 213V212H255ZM254 213V214H255ZM75 214V213H74ZM167 214V213H166ZM249 214V213H248ZM259 214V213H258ZM181 215V216H180ZM250 215V214H249ZM78 216V217H79ZM145 216V215H144ZM252 216V215H251ZM251 216H250V219H251ZM256 217H260V214H259V216H256ZM73 218V217H72ZM263 218V217H262ZM249 219V220H250ZM254 219H255V216H254ZM195 220V219H194ZM256 220V219H255ZM262 220H264V219H262ZM123 221V220H122ZM130 221V220H129ZM134 221V220H133ZM242 221V220H241ZM251 221H252V219H251ZM258 221V220H257ZM261 221V220H260ZM255 222V221H254ZM78 223V222H77ZM136 223H137V221H136ZM135 223V224H136ZM258 223V222H257ZM96 225H97V227L96 228H94V230H93V233L92 234H88V235H84L83 236V238H82V240H83V242H85V244H87L89 247H91V248H96V247H98V248H102V247H104L105 246V235L107 234V232H108V230H107V227H105L104 228V226H108L109 224H110V220L108 219V217L107 216H103V218L101 217V218H99L97 221H96V223H95ZM132 224V223H131ZM249 225V224H248ZM251 226V225H250ZM253 226H254V224H253ZM259 226V225H258ZM133 227V226H132ZM135 227V226H134ZM174 227L173 228H166L165 226H164V228H162V230L163 231H166V232H171V231H175V230H173L174 229ZM119 229H122V228H119ZM144 229L145 228H143V231H144ZM243 229V228H242ZM10 230V233L12 234V235H14V234H16V231L15 230H13L12 228L11 229H9ZM128 230V229H127ZM126 230V231H127ZM134 230H135V228H134ZM152 230H155V229H152ZM118 231V230H117ZM123 231V230H122ZM121 231V232H122ZM125 231V230H124ZM146 231V230H145ZM20 232H21V230H20ZM19 232V233H20ZM137 232V231H136ZM138 232H141L142 233V231H138ZM137 232V233H138ZM157 232H159V231H157ZM251 234H253V230H251ZM264 232V231H263ZM150 233V232H149ZM256 233V232H255ZM254 233V234H255ZM67 234V233H66ZM126 234V233H125ZM139 234V233H138ZM143 234V233H142ZM141 234V237L144 235V236H146V234H148V231H146V232H144V234L142 235ZM153 234V233H152ZM151 234V235H152ZM155 234V233H154ZM149 235V234H148ZM21 236V235H20ZM64 236V235H63ZM135 236V235H134ZM150 236V235H149ZM155 236V235H154ZM162 236H163V233H162ZM248 236V235H247ZM256 236V235H255ZM264 236V235H263ZM138 237H139V235H138ZM152 237H153V235H152ZM158 237H160L159 235H158ZM177 238H178V240H177ZM256 239L258 238L257 236L255 237ZM21 239V238H20ZM63 239V238H62ZM149 239H150V237H149ZM148 238H147V240H149ZM151 239H153V240H151L150 242H152V245H151V243L150 242H148V243H150V245L152 246V248L153 249H155V250H159V249H161V250H163V254L164 255H162V258L165 260L164 262H165V264H177L176 263V261L175 262H173L172 260H171V258H172V256L174 255L175 256V253H180V250H178V249H174L173 251H169L168 250V248L165 250L164 249V247H163V245L161 244V241H158V240H154V237L153 238H151ZM263 239V238H262ZM118 240V239H117ZM253 240V239H252ZM259 241H260V239H258ZM257 240V241H258ZM122 241V240H121ZM251 241V240H250ZM254 241H256V240H254ZM254 241L252 242V243H254ZM258 241V242H259ZM168 242V243H169ZM240 242V241H239ZM263 242V241H262ZM262 242H261V244H262ZM35 243V242H34ZM245 243V242H244ZM147 244V243H146ZM239 244V243H238ZM250 244H251V242H250ZM259 244V243H258ZM33 245H35V244H33ZM137 245L141 248V249H143V248H145V247H147V246H142V244H140V243H138V242H136L135 240H130L129 242L127 241V244H125V246L123 245V247H124V249L122 248V253H129V250L131 249L132 250V248L133 249H135V247H137ZM235 245V244H234ZM245 245V244H244ZM257 244H255V246H256ZM118 246V245H117ZM120 246V245H119ZM248 246V245H247ZM251 246V245H250ZM122 247V246H121ZM138 247V248H139ZM179 247V246H178ZM138 248H136L137 250H138ZM149 248V247H148ZM173 248H175V247H173ZM186 248H188V247H186ZM236 248V247H235ZM257 248H259V245H258V247ZM261 248H262V250H261ZM264 247H263V244H262V247H260L259 249L261 250V251H264V249H263ZM120 249V248H119ZM146 249V248H145ZM152 249V250H153ZM169 249H171V248H169ZM241 249H243V248H241ZM255 249V248H254ZM86 250V249H85ZM186 250L187 249H184V250H181V252H183V254H182V259H185L186 258V256H185V254H186ZM238 250V249H237ZM81 251V250H80ZM91 251V250H90ZM139 251V250H138ZM142 251V250H141ZM255 251H258V249L257 250H255ZM111 252V251H110ZM133 252V251H132ZM152 252H154V250L152 251ZM175 252V253H174ZM185 252V253H184ZM188 252V251H187ZM238 252L239 251H237V254H238ZM254 252V251H253ZM122 253H117L116 255H115V258H118L120 261L118 262L117 261V263L116 264H124V257H123V254ZM151 253V252H150ZM154 253H156V252H154ZM250 253H252V252H250ZM249 253V254H250ZM258 252H254V253H252V256L254 255V254H257ZM260 253V252H259ZM112 254H114V253H112ZM134 254V253H133ZM138 254V253H137ZM139 254H142V252L141 253H139ZM152 254V253H151ZM262 254V253H261ZM109 255V254H108ZM145 255V254H144ZM146 255H148V254H146ZM153 255V254H152ZM156 255V254H155ZM239 255H241V253L239 254ZM245 255V254H244ZM91 256V255H90ZM112 256V255H111ZM114 256V255H113ZM130 256V255H129ZM141 256V255H140ZM139 256V257H140ZM150 256V255H149ZM248 257H249V255H247ZM251 256V257H252ZM239 257V256H238ZM241 257V256H240ZM246 257V256H245ZM83 258V257H82ZM112 258V257H111ZM161 258V259H162ZM124 259V260H123ZM141 259H144L143 257H141ZM162 259V260H163ZM247 259V258H246ZM111 260V259H110ZM130 260V259H129ZM140 260V259H139ZM145 260V259H144ZM155 260H156V263L157 264H159V261H160V258H155ZM250 260V259H249ZM251 260H253V258L251 259ZM257 260V259H256ZM255 260V261H256ZM104 261V260H103ZM131 261V260H130ZM134 261V260H133ZM141 261H143V260H141ZM140 261V262H141ZM147 261V260H146ZM246 261V260H245ZM254 261V262H255ZM259 261H261V259L259 260ZM145 262V261H144ZM144 262H142V263H144ZM240 262V261H239ZM248 262V261H247ZM252 261H250V263H251ZM258 262V261H257ZM257 262H255V263H257ZM69 263V262H68ZM89 263V262H88ZM105 263H107V264H110V263H108V262H105ZM127 262H125V264H126ZM129 263V262H128ZM133 263V262H132ZM242 263V262H241ZM254 263V264H255ZM112 264V263H111ZM145 264V263H144ZM148 264H150V261H149V263ZM243 264V263H242ZM249 264V263H248Z\"/></svg>","mask_w":264,"mask_h":264}]
</instances>
